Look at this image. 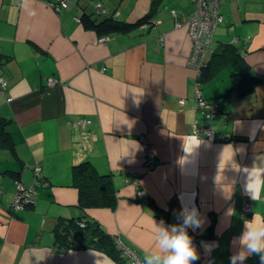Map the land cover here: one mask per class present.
Segmentation results:
<instances>
[{"label":"crops","instance_id":"crops-1","mask_svg":"<svg viewBox=\"0 0 264 264\" xmlns=\"http://www.w3.org/2000/svg\"><path fill=\"white\" fill-rule=\"evenodd\" d=\"M65 1L57 8L61 0H0V75L9 82L0 94V264H117L98 248L59 249L54 241L57 217L79 213L71 170L85 159L113 173L119 195L115 208L89 213L126 246L143 257L154 247L153 219L179 223L183 201L203 220L188 229L198 242L195 264H229L243 221L254 213L264 220V80L233 103L220 96L233 85L235 63L199 82L187 63L194 0ZM84 11L150 19L100 30L81 20ZM221 11L212 47L238 45L247 71L264 78V0H222ZM199 94L225 109L214 124L230 139L193 133L207 120ZM80 117L89 124L81 127ZM248 172L260 174L258 201L244 192ZM21 187L33 192L17 208ZM243 199L252 203L248 216Z\"/></svg>","mask_w":264,"mask_h":264},{"label":"trees","instance_id":"trees-1","mask_svg":"<svg viewBox=\"0 0 264 264\" xmlns=\"http://www.w3.org/2000/svg\"><path fill=\"white\" fill-rule=\"evenodd\" d=\"M149 19V14L141 16L135 22H123L109 12L105 14L98 12L97 16H93L84 11L81 15V20L88 21L89 27L100 29V26H105L108 30L122 27L131 28ZM232 62L236 64V68L231 71V78L234 82L227 92L221 94L220 101L222 102L233 103L237 98L252 91L257 83L264 80V78L252 75L247 71L238 45L223 42L213 47L211 43V51L198 72L199 82L209 80L220 67ZM224 110V108L217 110V118ZM3 128H0V134L5 132ZM71 171L72 183L78 190L76 206L79 208V213L77 216L57 217L52 228L56 246L59 249L98 248L110 255L117 264H131V255L128 249H134L140 255L139 251L126 246L120 235L107 231L89 213V210L95 207H116L119 195L113 173L99 170L90 159L73 164ZM138 199L148 202V199L143 196ZM141 258L143 259L142 256Z\"/></svg>","mask_w":264,"mask_h":264},{"label":"clouds","instance_id":"clouds-1","mask_svg":"<svg viewBox=\"0 0 264 264\" xmlns=\"http://www.w3.org/2000/svg\"><path fill=\"white\" fill-rule=\"evenodd\" d=\"M24 3L27 5L29 0H24ZM259 175L248 172L244 184L245 194L253 201L260 199L255 186ZM177 220L179 223L168 225L163 220L157 222L153 219L154 247L143 250V264H195L200 259L193 237L188 231L190 228L195 231L203 226L198 209L194 206L187 207L182 201ZM233 249L229 264H246L253 256L258 257L259 264H264V220H259L256 213L250 220L243 221L240 234L233 237Z\"/></svg>","mask_w":264,"mask_h":264},{"label":"built area","instance_id":"built-area-1","mask_svg":"<svg viewBox=\"0 0 264 264\" xmlns=\"http://www.w3.org/2000/svg\"><path fill=\"white\" fill-rule=\"evenodd\" d=\"M222 0H194L195 8L188 19V30L192 41V51L188 57L187 63L189 66L199 72L201 66L205 63L207 55L211 51V43L213 41L214 31L218 24L223 21V14L221 11ZM60 7H67L68 2L61 0ZM80 21L79 18H77ZM179 25V23H177ZM106 39V36H101L99 41ZM56 78L49 77V83H55ZM9 82L3 75H0V94H5L8 90ZM197 104L202 109L206 122H199L195 124L194 134L196 136L207 135L214 138H228L227 135H222L216 130L214 120L217 117V110L220 108L219 103L211 98H206L199 94L197 96ZM77 122L81 127L89 124L87 117H80ZM145 164L149 169L155 166V158L149 146L145 145ZM32 188L21 187L15 192L13 196V205L17 208H22L29 201ZM252 203L249 199L242 201V215L248 216L252 212ZM196 242H194L195 244ZM198 251V244H195ZM131 255V264H143V259L135 250L128 249Z\"/></svg>","mask_w":264,"mask_h":264},{"label":"rangeland","instance_id":"rangeland-1","mask_svg":"<svg viewBox=\"0 0 264 264\" xmlns=\"http://www.w3.org/2000/svg\"><path fill=\"white\" fill-rule=\"evenodd\" d=\"M126 1H128V0H126ZM137 1V0H136ZM142 0H139V2H141ZM104 41V40H103ZM100 42H102V41H100ZM219 76H221V75H219ZM154 168V167H153ZM152 168V169H153ZM200 237V236H199ZM196 244V243H195ZM197 244H198V242H197ZM130 247H132V248H135V247H133V246H130ZM199 248V247H198ZM136 249V248H135ZM199 252V251H198Z\"/></svg>","mask_w":264,"mask_h":264}]
</instances>
